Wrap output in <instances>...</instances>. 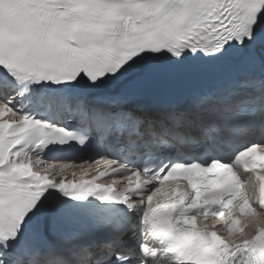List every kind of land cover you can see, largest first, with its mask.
<instances>
[{"label":"snow or ice","instance_id":"1","mask_svg":"<svg viewBox=\"0 0 264 264\" xmlns=\"http://www.w3.org/2000/svg\"><path fill=\"white\" fill-rule=\"evenodd\" d=\"M0 264H264V0H0Z\"/></svg>","mask_w":264,"mask_h":264},{"label":"bare ground","instance_id":"2","mask_svg":"<svg viewBox=\"0 0 264 264\" xmlns=\"http://www.w3.org/2000/svg\"><path fill=\"white\" fill-rule=\"evenodd\" d=\"M84 170H86V169H83L81 167H77V168L70 169L66 174L69 175V173H71L72 171L79 173V172H83Z\"/></svg>","mask_w":264,"mask_h":264}]
</instances>
